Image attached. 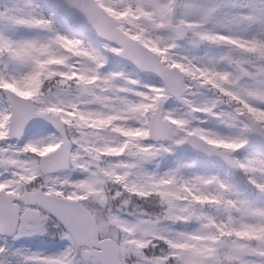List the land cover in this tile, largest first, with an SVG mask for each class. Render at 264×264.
<instances>
[{
    "label": "snow or ice",
    "instance_id": "1",
    "mask_svg": "<svg viewBox=\"0 0 264 264\" xmlns=\"http://www.w3.org/2000/svg\"><path fill=\"white\" fill-rule=\"evenodd\" d=\"M0 264H264V0H0Z\"/></svg>",
    "mask_w": 264,
    "mask_h": 264
}]
</instances>
